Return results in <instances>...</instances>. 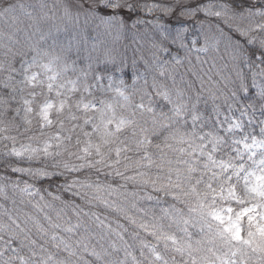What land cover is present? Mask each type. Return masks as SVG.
Masks as SVG:
<instances>
[{
    "label": "clouds",
    "instance_id": "9594fccd",
    "mask_svg": "<svg viewBox=\"0 0 264 264\" xmlns=\"http://www.w3.org/2000/svg\"><path fill=\"white\" fill-rule=\"evenodd\" d=\"M262 228L264 0H0V264H264Z\"/></svg>",
    "mask_w": 264,
    "mask_h": 264
},
{
    "label": "snow or ice",
    "instance_id": "6c2138e0",
    "mask_svg": "<svg viewBox=\"0 0 264 264\" xmlns=\"http://www.w3.org/2000/svg\"><path fill=\"white\" fill-rule=\"evenodd\" d=\"M253 191H255V189H253ZM229 211H231L229 209ZM250 209H244L243 212L239 213L237 216V219L235 221L232 220L231 217L228 218L229 220V224L225 226L224 231L225 232H232L233 229H235V232L233 233V238L234 239H240V227H239V219L240 217L246 215L248 212H250ZM216 219L220 220L221 223L224 222V218L217 216ZM253 218L251 216H249V220L251 221ZM262 231H264V228L261 229Z\"/></svg>",
    "mask_w": 264,
    "mask_h": 264
}]
</instances>
